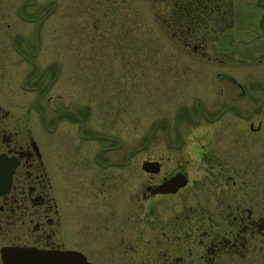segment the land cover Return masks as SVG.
I'll return each instance as SVG.
<instances>
[{
  "label": "flooded vegetation",
  "instance_id": "af4514ba",
  "mask_svg": "<svg viewBox=\"0 0 264 264\" xmlns=\"http://www.w3.org/2000/svg\"><path fill=\"white\" fill-rule=\"evenodd\" d=\"M221 9V0H184L166 15L172 36L203 54L183 28L197 30L191 22ZM181 15L186 24L174 18ZM91 26L105 48L109 30ZM20 44L13 48L26 73L19 92H38L34 106L45 98L41 114L73 140L59 160L58 200L29 132V101L0 103V156L18 159L0 194V264L2 248L13 246L72 250L98 264H264V66L242 77L223 72L236 86L230 92H165L177 104L162 106L163 120L147 136H127L126 121L110 119L106 92L80 105L57 92L52 105L61 65L42 69L31 43ZM116 93L121 100L129 92ZM94 107L102 109L99 121Z\"/></svg>",
  "mask_w": 264,
  "mask_h": 264
},
{
  "label": "rangeland",
  "instance_id": "374dc122",
  "mask_svg": "<svg viewBox=\"0 0 264 264\" xmlns=\"http://www.w3.org/2000/svg\"><path fill=\"white\" fill-rule=\"evenodd\" d=\"M221 4V13L191 22L197 30L183 28L181 35L189 39L192 33L190 42L204 46V53L199 54L172 36L175 27L168 22L172 16L166 15L177 7L175 0H0V63L7 67L0 69V103L12 107L21 98L29 101V132L58 200L63 199L60 181L64 175L59 160L71 153L73 139L57 132L48 113L46 117L41 114L45 98H38L34 106L38 92H19L26 73L13 48L30 42V57L42 69L49 61L59 62L60 74L49 93L52 105L57 104V92H62L64 102L76 98L78 105L106 92L110 119L126 121L127 136H147L153 124L163 120L167 108L162 106L177 104L175 95L169 100L165 92H230L236 86L223 72L236 77L253 69L261 72L264 0H221ZM174 18L186 24L189 17ZM94 23L101 25L99 29L105 24V31L109 30L103 49H98L97 32H91ZM80 53L86 59H80ZM116 92L129 93L119 100ZM121 104L129 107L115 112ZM53 109L47 106L49 113ZM95 109L99 121L104 115L101 107ZM136 122L137 133L133 131Z\"/></svg>",
  "mask_w": 264,
  "mask_h": 264
},
{
  "label": "water",
  "instance_id": "95a60500",
  "mask_svg": "<svg viewBox=\"0 0 264 264\" xmlns=\"http://www.w3.org/2000/svg\"><path fill=\"white\" fill-rule=\"evenodd\" d=\"M17 162L16 157L0 156V194L8 188ZM5 163L8 164L6 168ZM1 256L4 264H96L72 250H47L31 246L2 248Z\"/></svg>",
  "mask_w": 264,
  "mask_h": 264
},
{
  "label": "trees",
  "instance_id": "16d2710c",
  "mask_svg": "<svg viewBox=\"0 0 264 264\" xmlns=\"http://www.w3.org/2000/svg\"><path fill=\"white\" fill-rule=\"evenodd\" d=\"M165 1H168V3H169V0H165ZM175 3H176L177 5H181V4H183L182 0H180V1L175 0ZM183 17H184V16H183ZM179 20H181V19H179ZM190 24H191V23H190Z\"/></svg>",
  "mask_w": 264,
  "mask_h": 264
}]
</instances>
